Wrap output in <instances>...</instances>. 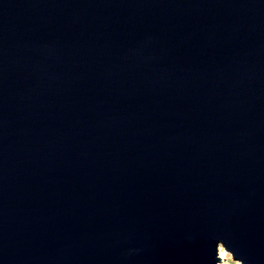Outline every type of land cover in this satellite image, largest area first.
Masks as SVG:
<instances>
[{"label": "water", "instance_id": "1", "mask_svg": "<svg viewBox=\"0 0 264 264\" xmlns=\"http://www.w3.org/2000/svg\"><path fill=\"white\" fill-rule=\"evenodd\" d=\"M264 264V0H0V264Z\"/></svg>", "mask_w": 264, "mask_h": 264}, {"label": "rangeland", "instance_id": "2", "mask_svg": "<svg viewBox=\"0 0 264 264\" xmlns=\"http://www.w3.org/2000/svg\"><path fill=\"white\" fill-rule=\"evenodd\" d=\"M220 253L222 254V257H220ZM218 262L217 264H240L239 262H236L232 260L231 256L224 252V250L221 248L218 252Z\"/></svg>", "mask_w": 264, "mask_h": 264}, {"label": "bare ground", "instance_id": "3", "mask_svg": "<svg viewBox=\"0 0 264 264\" xmlns=\"http://www.w3.org/2000/svg\"><path fill=\"white\" fill-rule=\"evenodd\" d=\"M220 257H222V254L220 253Z\"/></svg>", "mask_w": 264, "mask_h": 264}]
</instances>
